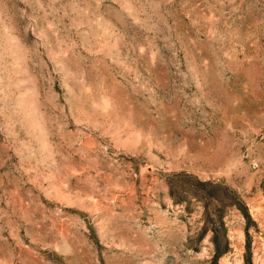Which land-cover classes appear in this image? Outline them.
<instances>
[{"label": "rangeland", "instance_id": "1", "mask_svg": "<svg viewBox=\"0 0 264 264\" xmlns=\"http://www.w3.org/2000/svg\"><path fill=\"white\" fill-rule=\"evenodd\" d=\"M0 264H264V0H0Z\"/></svg>", "mask_w": 264, "mask_h": 264}, {"label": "trees", "instance_id": "2", "mask_svg": "<svg viewBox=\"0 0 264 264\" xmlns=\"http://www.w3.org/2000/svg\"><path fill=\"white\" fill-rule=\"evenodd\" d=\"M192 179V177H187ZM176 191L172 186L171 194ZM180 194V192H178ZM179 202H186L192 197L204 205V233L211 232V241L214 246V258L219 259L229 252V242L224 221V212L228 207H235L241 211L246 219H250L246 204L226 186L210 182L194 180L192 192L184 190Z\"/></svg>", "mask_w": 264, "mask_h": 264}]
</instances>
